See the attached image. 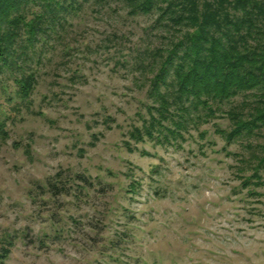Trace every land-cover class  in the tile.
Listing matches in <instances>:
<instances>
[{"label": "rangeland", "instance_id": "374dc122", "mask_svg": "<svg viewBox=\"0 0 264 264\" xmlns=\"http://www.w3.org/2000/svg\"><path fill=\"white\" fill-rule=\"evenodd\" d=\"M156 18L89 2L58 35H22L0 65L3 264H264V189L242 184L241 161L264 130L228 145L217 113L170 143L129 136L154 104L157 69L139 51L167 42ZM28 73L26 102L16 79Z\"/></svg>", "mask_w": 264, "mask_h": 264}, {"label": "trees", "instance_id": "16d2710c", "mask_svg": "<svg viewBox=\"0 0 264 264\" xmlns=\"http://www.w3.org/2000/svg\"><path fill=\"white\" fill-rule=\"evenodd\" d=\"M111 1L120 2L130 17L157 15L153 30L167 41L139 51L152 56L149 65L157 72L149 91L150 118L133 128L132 140L177 141L189 122L217 113L230 121V130L220 131L228 145L264 130V0H0V65L11 66L22 35L34 46L41 36L64 30L68 15L84 4L109 7ZM36 82L34 73L16 79L23 101ZM5 128L2 122L0 137L7 135ZM251 155L241 157L252 169L242 184L264 189V146ZM8 254L4 248L0 264Z\"/></svg>", "mask_w": 264, "mask_h": 264}]
</instances>
